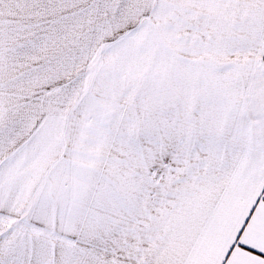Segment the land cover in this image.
<instances>
[{
    "label": "snow or ice",
    "instance_id": "snow-or-ice-1",
    "mask_svg": "<svg viewBox=\"0 0 264 264\" xmlns=\"http://www.w3.org/2000/svg\"><path fill=\"white\" fill-rule=\"evenodd\" d=\"M0 264H264V0H0Z\"/></svg>",
    "mask_w": 264,
    "mask_h": 264
}]
</instances>
